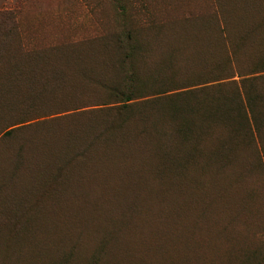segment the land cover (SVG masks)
<instances>
[{"label":"rangeland","instance_id":"1","mask_svg":"<svg viewBox=\"0 0 264 264\" xmlns=\"http://www.w3.org/2000/svg\"><path fill=\"white\" fill-rule=\"evenodd\" d=\"M240 9L231 0H0V264H56L70 250L65 234L83 214L94 211V204L87 206L81 200L88 181H103L106 176L110 186L114 182L104 197L113 196L112 207L101 204V211H106L104 227L108 215L117 226L119 219L123 223L139 209L143 195L149 192L147 182H160L161 191L167 194L176 179L165 171L174 169L175 162L180 164L188 155L178 136L179 127L195 123V144H201L198 117L190 112L199 103L216 107L219 100L225 124L202 142L211 152L207 162L216 164L233 137L242 148L235 162L252 170L263 192L258 200L264 208V74L244 84L253 104L249 110L245 109V93L239 95L238 76L229 80L237 82L207 83L204 90L195 86L264 67V46L253 53L235 51L236 61L230 67L228 47L240 37L234 31L242 20ZM139 10L143 11L144 26L139 22ZM189 27L197 32L207 29L197 37L213 42L218 50L211 66L198 68L193 63L196 34L185 31ZM118 39L121 48L116 45ZM123 52L130 54L128 68L136 80L133 91L144 98L123 111L116 110V104L86 108L84 115L40 119L68 103L55 105L61 100L52 90L59 86L50 83L49 88L46 84L47 93L42 88L47 76L40 72L48 70V77L54 78L56 65L67 58L92 62L96 67L90 73L98 75L100 83L91 85L82 100L99 104L109 96L107 87L123 88L124 74L119 66ZM106 55L113 61L112 71L99 65L98 60ZM169 64L175 65L174 70L168 69ZM186 86L190 87L183 89ZM180 92L185 93L177 95ZM121 119L131 123L130 134L119 137L123 141L128 135V141L121 144L132 152L131 165L140 171V179L133 169L124 167V162L130 161L120 159L122 151L115 152V137L111 143L101 139L106 150L92 151L89 161L78 159L77 166L88 161L80 170L67 168L66 128L82 125L103 138L108 126ZM9 130L13 131L8 135ZM144 136L146 145L137 151L135 146ZM100 158H106L111 166L107 173H99L102 167L94 165ZM226 162L229 160L220 159L219 163ZM197 200H192L188 217L201 218ZM174 216L163 218L162 227L182 233L171 222ZM234 226L235 232L228 226L222 234L210 237L208 254L214 253L215 258L211 264H264V213L248 228L244 222Z\"/></svg>","mask_w":264,"mask_h":264},{"label":"trees","instance_id":"2","mask_svg":"<svg viewBox=\"0 0 264 264\" xmlns=\"http://www.w3.org/2000/svg\"><path fill=\"white\" fill-rule=\"evenodd\" d=\"M231 1L232 3H237L241 8L240 14L242 17V20H240L239 22V26H237V28L234 27L235 34L240 37L236 40L235 44L232 45L233 49L231 46L228 47L230 51L229 59L231 60V62L229 61V63H231L230 67L232 68V64L236 61L235 51H252L253 53L258 48L264 46V15L259 19L260 15L264 13V0ZM142 13L143 11L139 10V14H141L139 16V22L141 26H144L146 24L144 22L145 19H143ZM185 29H187L185 31H193L196 34L193 49L195 57L193 63H195V66L198 68H203L211 66L213 63H215L216 55L218 52L216 47L213 46L215 44L213 42L212 44L206 43L204 42L205 38L197 37L199 34L205 35L202 33L207 29L204 28L203 30H200L198 32L191 27ZM213 32L215 31L213 30ZM116 45L121 48L122 43L120 39L117 40ZM189 49H191V47H189ZM106 56L105 58H100L98 60L99 65L106 67L107 69L111 68L110 70L112 71L113 61L111 57L107 56V58ZM129 58L130 54L123 52L119 61L120 69L124 74L123 88L120 89L107 87V89L109 90V96L107 98H101L104 101H101L99 104H95L94 102L85 103L84 100H82L87 96L86 93L91 85L100 83L99 76L92 75L94 73H90V71L92 70L91 68L96 67H92V62H87L86 60H84V58L81 60H78L76 58H67L56 65V67L58 68V72L55 74L54 78L52 76L48 77V70L40 72V74L47 76L45 79L46 83L42 84V88L44 90H47V93L49 89L47 88L46 84L49 83V88L50 83H56L59 86V88L52 90L53 96L57 97L58 100H61L60 102L57 101L55 105H61L68 102L65 106L53 108L52 111L50 110L49 113H46L40 119H43V117H51L55 115L71 116L78 113L84 115L83 112L85 111L82 110L86 108L96 106L106 107L116 104H118L116 110L122 109L121 111H123L130 104H132L133 101L144 98L145 96H137L133 91L136 80L128 68ZM191 61L189 59L187 60V62ZM174 67L175 65L169 64L168 69L174 70ZM257 74H264V67H254L253 69L249 70L248 74L245 75L236 73V75L234 74L233 76H223L216 80L195 84V86H201L199 89L204 90V85L207 83L237 82L229 80L238 76L240 79L237 83V86L238 89H240L239 91L241 93H239V95H244L245 82H247L248 79ZM100 78L102 79L104 77L100 76ZM189 87L190 86H186L183 89H188ZM183 93L185 92L177 93V95L181 96L183 95ZM162 94L163 93L161 92L155 95ZM245 96V109L249 110L250 107L253 106V104H251L250 98L247 96V93H245ZM161 99L162 98H160V100ZM219 103L220 101L218 100L216 103V107L206 104L201 105V103H199L198 106L195 107V109L192 108L190 110L191 113H196L199 120V134L203 135L201 144L199 146H196L195 144V123H187L185 124L184 128H181V126L179 127L178 136L180 142L187 147L188 155L185 161L181 162L180 164L179 161L175 162L174 169H168L165 171V173L168 174V177L172 176V179H176L174 180V182L171 181L172 187L169 188L170 190L166 194L164 190L161 191L160 182H147L145 186L149 189V192L143 195L144 198L141 206L137 211L133 212L132 215L130 213V218L124 220L123 223H119V219L118 225L115 226L113 220L108 215L106 225L105 227L103 226V216L105 217L106 211H101V204H109L108 208L112 207L113 196L108 195V198L104 197L105 195H107L106 192L108 191V189L112 188L114 182H112V185L110 186V183H107V181L105 180L106 176L102 177L104 178L103 181L94 183H90V181H88L86 183L87 188H84L81 193V200L84 202V204H87V206L94 204V211H90L93 213L87 216H84L83 214L82 218H80V221L73 224L67 234H65V242L67 243L70 250L64 253L60 258H58L56 264H211L212 260L215 258L214 253L211 255L208 254V243L210 237L207 236L213 237L220 235L227 229L228 226L230 228L233 227L235 225V220L236 223L238 221L240 222V219L242 222L244 218L246 219L244 220V225L248 228L257 216H259L261 213H264V208L260 205L258 200L262 199L260 193L263 194V192L257 187L255 178L251 173L252 170L244 166L242 167L240 162H235L237 159H239V154L242 151V148L237 143V141L233 139V137H230L225 151H222L219 154V159L216 164L207 162L211 152L208 150L207 145H204L202 142H207V138L209 136L216 135V133L221 128L220 126L224 124V121L220 118ZM129 121L130 120L128 119H121L115 123H111L105 131L107 135L105 136L104 133L102 134L103 138H99V136L97 137V134H95L93 129L83 127L82 125L78 127L66 128L68 136H66L65 139V141L67 142V144L65 143V151L66 153H68L67 156L70 159L68 160V162L66 161L67 168L69 170L70 168L71 170L76 168L80 170L89 161L92 151L98 153V151L100 150H106V148L104 147L106 143H103L101 139H104L111 143L113 142L111 140L115 137L117 142L114 141V144H112L116 149L115 152L122 151L123 156H121L120 159L122 158L124 159L123 161H130V164L128 162H124V167L133 169L136 178L140 179V171L137 170V167L135 168L131 165L132 152L125 149L121 144L122 142L128 141V135L125 137V139H123V136H121L123 141H120L119 137L124 133L130 134L129 130L131 128V123H129ZM252 122L254 130H256L255 123L254 121ZM231 124V121L228 119V125ZM12 131L13 130H9L7 134H11ZM159 132L162 133L163 136H165L164 132ZM100 133L101 132H99L98 134ZM145 133H141V135ZM146 140L147 139H145L144 136V138L141 139V143L135 146V149H137V151H143L146 145ZM81 158H88V161L84 162L83 165L77 166L76 163L79 164V160ZM220 159H226L229 160V162L219 163ZM106 162V158H100V162L94 164L97 167H102L101 172L99 173H107L111 168V166L106 164ZM117 163L121 168L122 164H120L119 161H117ZM89 167L90 164H88V168ZM241 177H244L245 179L243 180V178L241 179ZM224 180L230 181H225V184V182H223ZM235 180L242 183L241 190L239 189L242 192L238 191L237 188H240L238 187L240 186V184L238 185L237 183L239 182H236ZM233 181H235V185ZM243 182H246V184H243ZM220 183L225 184L226 186H222L220 185ZM236 184L238 185L237 187ZM229 185L231 186L230 188ZM245 185L247 186L245 187ZM153 186H155L156 188L153 189ZM223 188L225 189V191ZM228 188L230 189V191ZM234 188L237 189V191H234ZM231 189L234 192H232ZM72 190L74 191V188ZM227 190L229 191V193L226 192ZM224 192H226L227 196H229L228 194H230V198L227 197ZM236 194L237 196H235ZM222 196L226 201L225 204ZM197 197V204L201 210V218H194L193 216L188 217L186 213L191 210V202L194 198ZM243 197L245 199H242ZM226 198L228 200H226ZM237 198L241 199L238 200ZM220 199L221 201H219ZM216 200L219 203L214 202ZM245 200L246 202H250L246 203ZM251 201H253L257 206H255ZM238 202L240 204H238ZM241 202H243V205H241ZM220 203L222 205V208ZM227 203V207L229 206L228 208L226 207ZM212 204L214 206L213 209H211ZM249 205H252L251 207L253 210ZM243 206L246 207V211H248L250 215L247 214V212L245 211V207ZM233 207L236 211L233 209ZM230 208L232 209L231 212ZM96 209L97 211H95ZM208 209H210V212ZM240 209L243 211H241ZM211 210L213 213L211 212ZM202 211H206V213L203 214ZM232 211L236 213L238 212L240 213V215L237 213L239 215L238 216ZM215 212L216 214H221V212L223 213L221 216H219V218L218 215L214 214ZM152 213L154 214L152 215ZM209 213H211V215L213 214L215 218L213 223L216 228L214 227V229L212 227L213 216L209 215ZM224 213L227 214L228 217L224 215ZM244 213L246 215L243 216ZM92 214L95 216L92 217ZM172 214H175V216L171 220V222H173L175 228H178L182 233L169 231L162 227L163 218L167 216L171 217ZM207 214L208 217H204ZM233 214L236 215L234 216ZM230 216L232 219L235 217V219L232 220ZM210 217L212 219H210ZM221 217L223 220L221 219ZM236 217H239L238 220ZM226 218H229L228 221L230 222L231 220V223L228 224V221L224 220ZM216 219H218V221H216ZM209 222L211 223L209 224ZM223 222H225V225H223ZM209 226H211L212 228ZM235 231L236 229H232V232ZM252 231L253 226L246 236V240L248 242L251 238ZM145 232L147 235L144 234ZM140 236L144 238L141 239ZM205 237H207L208 239H206ZM237 237H239V234H237ZM138 238H140V240ZM128 248L130 250H128ZM137 250L140 252H138Z\"/></svg>","mask_w":264,"mask_h":264},{"label":"bare ground","instance_id":"3","mask_svg":"<svg viewBox=\"0 0 264 264\" xmlns=\"http://www.w3.org/2000/svg\"><path fill=\"white\" fill-rule=\"evenodd\" d=\"M183 175H184V174H183ZM235 177H236V176H235ZM239 177H240V176H239ZM242 178H243V180L245 179L244 177H241V179H242ZM239 180H240V179H239ZM225 181H226V182H229L230 180H228V181H227V180H224L223 182H225ZM231 181H232V180H231ZM235 181H236V182H239V181H237V180H235ZM235 181H233L234 185H235ZM241 181H242V180H241ZM226 182H225V184H226ZM246 182H247V181H246ZM246 182H245V183L243 182V184H246ZM197 183H198V182H197ZM218 184H219V183H218ZM225 184L220 183V185H222V186L225 185ZM237 184H238V185L240 184V186H238ZM237 184H236V187H237V186L240 187V188H237L238 191H240V190H241V185H242V183L239 182V183H237ZM220 185H219V186H220ZM234 185H233V186H234ZM225 186H226V185H225ZM246 186H247V185H245V187H246ZM230 187H231V186L229 185V188H230ZM236 187H235V188H236ZM243 187H244V186H243ZM243 187H242V188H243ZM224 188H227V187H224ZM224 188H223V189H224ZM229 188H228V189H229ZM232 188H233V187H232ZM235 188H234V191H237V189H235ZM221 189H222V188H221ZM239 189H240V190H239ZM243 189H244V188H243ZM245 190H246V188H245ZM222 191H223V190H222ZM224 191H225V189H224ZM229 191H230V189H229ZM229 191L227 190L226 192L229 193ZM231 191L234 192L232 189H231ZM226 192H224V193L226 194ZM240 192H242V191H240ZM175 193H176V192H175ZM222 193H223V192H222ZM222 193H221V195H222ZM236 193H237V192H236ZM243 193H244V192H243ZM234 194H235V193H234ZM240 194H242V193H240ZM223 195H224V194H223ZM228 195L230 196V194H228ZM231 195H232V193H231ZM226 196H227V194H226ZM229 196H227V197H229ZM235 196H237V194H236ZM222 197H223V196H222ZM233 197H234V196H233ZM253 197H254V196H253ZM220 198H221V197H220ZM229 198H230V197H229ZM231 198H232V197H231ZM251 198H252V197H251ZM223 199H224V197H223ZM237 199L239 200V199H241V198H237ZM242 199H245V198L243 197ZM226 200H228V199L226 198ZM229 200H234V199H229ZM151 201H152V200H151ZM219 201H221V199H220ZM241 201H242V200H241ZM214 202H217V200L214 201ZM225 202H226V201H225V199H224V204H225ZM229 202H230V201H229ZM232 202H233V201H232ZM232 202H231V203H232ZM243 202H244V201H243ZM243 202H241V205H243V204H242ZM245 202H246V200H245ZM249 202H250V201H248V202H246V203H249ZM251 202H253V201H251ZM217 203H219V202H217ZM235 203H236V202H235ZM152 204H153V202H152ZM229 204H230V203H229ZM238 204H240V203L238 202ZM250 204H251V203H250ZM253 204H254V202H253ZM253 204H252V205H253ZM220 205H221V203H220ZM227 205H228V203L226 204V207H227ZM231 205H232V204H231ZM236 205H237V204H236ZM241 205H240V206H241ZM245 205H246V204H245ZM252 205H249V206L251 207ZM254 205L257 206L256 204H254ZM224 206H225V205H224ZM224 206H223V207H224ZM237 206H238V205H237ZM240 206H239V207H240ZM255 206H254V207H255ZM213 207H214V206H213V204H212V208H211V209H213ZM215 207H216V206H215ZM218 207H219V205H218ZM226 207H225V208H226ZM228 207H229V206H228ZM228 207H227V208H228ZM234 207H235V206H234ZM234 207H233V209H234ZM241 207H242V206H241ZM243 207H245V206H243ZM254 207H253V208H254ZM144 208H145V207H144ZM216 208H217V207H216ZM216 208H215V209H216ZM221 208H222V205H221ZM175 209H176V208H175ZM238 209H239V208H238ZM241 209H242V208H241ZM241 209H240V210H241ZM249 209H250V208H249ZM249 209H248V210H249ZM251 209H252V207H251ZM255 209H256V208H255ZM255 209H254V210H255ZM149 210H150V208H149ZM149 210H148V211H149ZM208 210H209V212H210V209H208ZM231 210H232V209L230 208V212H231ZM234 210H235V209H234ZM252 210H253V209H252ZM252 210H251V211H252ZM213 211H214V210H213ZM215 211H216V210H215ZM221 211H222V210H221ZM223 211H224V210H223ZM235 211H236V210H235ZM237 211H239V210H237ZM241 211H243V210H241ZM245 211H246V207H245ZM245 211H244V212H245ZM154 212H155V211H154ZM211 212H212V210H211ZM217 212H218V211H217ZM219 212H220V211H219ZM225 212H226V211H225ZM228 212H229V211H228ZM232 212H233V211H232ZM246 212H247V214L250 215V213H248V211H246ZM246 212H245V213H246ZM249 212H250V211H249ZM252 212H253V211H252ZM212 213H213V212H212ZM222 213H223V212H221V214H216V212H215L214 214L218 215V217H219V216L222 215ZM233 213H236V212H233ZM237 213H238V212H237ZM237 213H236V214H237ZM245 213L243 214V216L246 215ZM150 214H151V212H150ZM153 214H154V213H152V215H153ZM177 214H178V213H177ZM236 214H233V215L235 216ZM238 214L240 215V213H238ZM238 214H237V215H238ZM147 215H148V214H147ZM152 215H151V216H152ZM174 215H175V214H174ZM209 215H211V213H209ZM216 215H215V217H216ZM224 215L227 216V214H225V213H224ZM229 215H230V214H229ZM239 215H238V216H239ZM211 216H213V214H212ZM140 217H141V215H140ZM167 217H168V216H167ZM222 217H223V216H222ZM222 217H221V219H222ZM227 217H228V216H227ZM152 218H153V217H152ZM212 218H213V221H212V224H213V225H212V227H213V229H214V227L216 228V226H214V223H213L215 218H214V216H213ZM212 218L210 217V219H212ZM219 218H220V217H219ZM223 218H224V217H223ZM230 218H231V216H230ZM236 218H237V217H236ZM238 218H239V217H238ZM238 218H237V220H238ZM164 219H165V218H164ZM169 219H170V218H169ZM176 219H177V218H176ZM221 219H220V220H221ZM231 219H232V218H231ZM233 219H235V217H234ZM233 219H232V220H233ZM133 220H134V219H133ZM144 220H145V219H144ZM222 220H223V219H222ZM224 220H227V221H228L229 218H228V219L226 218V219H224ZM242 220H243V217H242ZM244 220H246V219L244 218ZM209 221H210V220H209ZM216 221H218V219H216ZM216 221H215V223H216ZM227 221H226V222H227ZM240 221H241V219H240ZM150 222H151V221H150ZM238 222H239V221H238ZM243 222H244V221L239 222V224H240V223H243ZM210 223H211V222H209V224H210ZM229 223H231V220H230V222L228 221V224H229ZM234 223H235V225L237 224V223H236V220H235ZM134 224H135V223H134ZM149 224H150V223H149ZM152 224H153V223H152ZM139 225H140V224H139ZM230 225H231V224H230ZM232 225H233V223H232ZM151 227H152V226H151ZM209 227H211V226H209ZM212 227H211V228H212ZM234 227H235V226H234ZM234 227H233V228H234ZM136 228H137V227H136ZM140 229H141V228H140ZM231 229H232V227H231ZM143 230H144V229H143ZM219 231H220V230H219ZM127 232H128V231H127ZM138 232H139V231H138ZM215 232H216V231H215ZM141 233H142V232H141ZM136 234H138V233H136ZM144 234H146V232H145ZM133 235H134V233H133ZM133 235H132V236H133ZM146 235H147V234H146ZM146 235H145V236H146ZM213 235H214V234H213ZM213 235H212V236H213ZM142 236H143V235H142ZM142 236H140L141 239L144 238V237H142ZM207 237H211V236H207ZM207 237H205V238L208 239ZM140 238H138V239L140 240ZM136 239H137V238H136ZM124 242H125V241H124ZM124 242H123V243H124ZM207 242H208V240H207ZM207 242H206V243H207ZM208 245H209V243H208ZM128 250H130V249L128 248Z\"/></svg>","mask_w":264,"mask_h":264}]
</instances>
